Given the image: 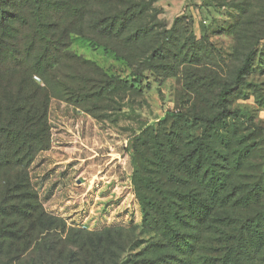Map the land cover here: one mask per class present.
I'll use <instances>...</instances> for the list:
<instances>
[{"label": "rangeland", "instance_id": "obj_1", "mask_svg": "<svg viewBox=\"0 0 264 264\" xmlns=\"http://www.w3.org/2000/svg\"><path fill=\"white\" fill-rule=\"evenodd\" d=\"M2 7L8 16L2 21L0 14V121L15 118L12 107L29 109L17 91L32 75V87L48 92L51 146L37 153L30 181L46 212L62 219L56 224L64 230L54 237L87 246L55 251L58 260L40 240L4 238L0 264H101L89 244L102 240L109 246L103 264H144L150 234L143 231L138 187L148 199L160 198L136 173L161 179L144 133L178 125L187 149L207 132L205 145L223 175L220 233L201 232L197 220L184 216L177 224L193 257L201 252L197 238L207 236L221 239L212 247L224 253L233 248L227 264H264V242L245 222L264 215V0H2ZM251 49L252 67L237 83ZM228 87L232 114L215 127L195 121L220 110ZM178 113L183 120L174 118ZM180 177L185 184L176 188L198 189L194 179ZM189 249L171 259L158 249L159 263L187 264Z\"/></svg>", "mask_w": 264, "mask_h": 264}, {"label": "trees", "instance_id": "obj_2", "mask_svg": "<svg viewBox=\"0 0 264 264\" xmlns=\"http://www.w3.org/2000/svg\"><path fill=\"white\" fill-rule=\"evenodd\" d=\"M143 2V1H142ZM142 3H133L138 6ZM143 5V4H142ZM1 20L7 21L6 10L2 7L0 0ZM123 19V17L121 18ZM120 19V20H121ZM119 20V15L110 17L109 22L115 23ZM48 42L51 40L48 39ZM47 57V56H46ZM253 49H251L244 60L243 65L237 72L236 82L243 81L252 67ZM39 74L37 71L33 74ZM31 81V85L28 83ZM32 75L25 76L21 86L17 91L18 99L21 102H31L26 107H12V113L15 118L8 119L6 122L0 121V169L4 170L5 177L0 179V239L10 238L12 240L25 239L26 242L34 243L40 240L43 246L42 250L53 257L58 256L59 251L68 249V246L85 248V240L70 243L68 238H55L57 232L64 230V225L56 224L62 219L49 214L40 202L38 193L33 188L29 169L38 152L50 148V133L48 120V92L38 86H33ZM30 93V95H25ZM233 94L232 88H224L220 93V110L211 117L196 116L195 121H203L209 127H215L223 122L227 116L232 114L229 107V97ZM16 98V94L13 95ZM50 97V96H49ZM174 118L183 120L184 114H173ZM184 128L181 125L174 127L172 131H165L155 134L153 131H145V144H151L156 157V165L161 169V179L155 181L154 177L143 178L140 172L136 173L144 189L149 191L153 197L157 196L158 201L148 199L138 187L137 195L143 210V231L150 234L144 247V264H160L157 255L158 249H163L164 254L170 259L178 249L190 247L193 248L187 240H184V233L179 230L177 224L184 217L197 220L201 232H211V236L219 234L221 231V218L218 208L223 205L224 195L222 190L223 175L218 168L215 156L210 152L214 149L205 145L207 132L199 137L193 147L187 149L185 145ZM153 154V153H152ZM216 154V153H215ZM176 158H180L176 162ZM173 157V159H171ZM180 174L194 179L198 184L195 191H186L178 189L177 184H185L181 181ZM161 210V215H159ZM248 223H254V230L257 234V242H264V215L254 219L250 218ZM244 222V225H245ZM243 225V226H244ZM72 230V228L70 229ZM80 235L88 236L90 233L82 230L78 231ZM209 235V234H208ZM210 236V235H209ZM199 248L201 252L196 253L192 249L187 264H227L233 256L232 250L222 252L220 248L212 247V243L219 242L221 239L198 237ZM208 240L209 246L205 242ZM243 241L241 238L238 242ZM182 242L184 245H182ZM233 243L235 240L232 241ZM71 244V245H70ZM264 245V243H263ZM91 248L100 254V260L103 264L108 253V244L102 240L100 244L91 242ZM231 248V246H230ZM236 258V257H235ZM232 264H243V262L231 261ZM61 264H68L63 259ZM112 264H125L112 263ZM129 264V263H127Z\"/></svg>", "mask_w": 264, "mask_h": 264}]
</instances>
